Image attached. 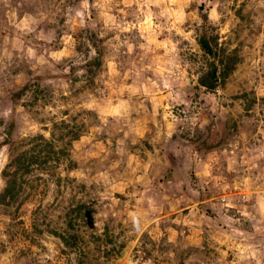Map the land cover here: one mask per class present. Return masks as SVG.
Masks as SVG:
<instances>
[{
    "label": "rangeland",
    "instance_id": "1",
    "mask_svg": "<svg viewBox=\"0 0 264 264\" xmlns=\"http://www.w3.org/2000/svg\"><path fill=\"white\" fill-rule=\"evenodd\" d=\"M25 153L0 264H264V0H0V194Z\"/></svg>",
    "mask_w": 264,
    "mask_h": 264
},
{
    "label": "trees",
    "instance_id": "2",
    "mask_svg": "<svg viewBox=\"0 0 264 264\" xmlns=\"http://www.w3.org/2000/svg\"><path fill=\"white\" fill-rule=\"evenodd\" d=\"M200 46L206 55L213 56L214 61L210 64L209 72L201 76L200 83L208 88L209 90H216L218 87H221L225 84L226 80L229 78L231 73L235 70L236 60L234 62L233 58H228L227 56L218 55L216 53L217 39H213L212 42L206 41L205 39L200 40ZM217 58V60H216ZM227 59V60H226ZM51 143L45 144L44 146H39V153H43V150L47 146V151L51 148ZM38 147V146H37ZM41 147V148H40ZM30 154L28 156L27 153L23 154L21 157L15 159L11 165L15 166L14 172H5V175L10 176L8 179L7 188L3 193L0 194V197L3 198L2 201H13L18 193V185H17V176L24 173L30 172V165L33 164L37 157L40 158V154ZM44 154V153H43ZM44 157H48L46 154ZM45 161V160H44ZM28 162V164L26 163ZM1 203V202H0Z\"/></svg>",
    "mask_w": 264,
    "mask_h": 264
}]
</instances>
